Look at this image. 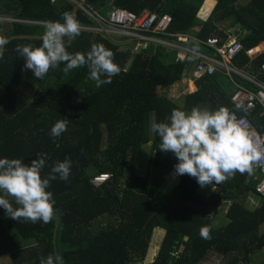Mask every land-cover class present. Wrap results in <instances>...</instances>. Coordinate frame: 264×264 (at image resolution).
I'll return each instance as SVG.
<instances>
[{
  "label": "trees",
  "instance_id": "obj_1",
  "mask_svg": "<svg viewBox=\"0 0 264 264\" xmlns=\"http://www.w3.org/2000/svg\"><path fill=\"white\" fill-rule=\"evenodd\" d=\"M86 1L99 8L111 3V7L137 15H166L171 18L168 32L173 34L205 39L233 32L244 47L233 58V65L264 83L260 69L264 52L253 59L245 53L264 41V0H207L206 11L214 7L203 23L198 15L205 0ZM66 11L80 25L93 24L68 0H0V14L13 13L12 18L23 21L63 23ZM10 26L0 59V159H20L30 165L38 154H46L42 178L57 162L71 160L68 180L57 176L47 189L53 194L54 214L61 222L58 243L63 264L153 260L162 232L157 257L147 264H201L212 252L225 257L222 264H264L253 261L264 250V231L259 233L264 225V198L254 193L257 180L252 172H237L221 184L209 185L213 188L209 197L186 174L177 176V184L167 195L162 193L178 160L171 152L158 149L160 139L152 125L169 122L174 109L190 113L194 107L215 111L223 106L230 110L235 86L222 71L196 79L197 90L185 94L178 104L157 93L159 87H169L184 76L186 63L175 61V50L149 45L132 53L108 38L81 31L75 39L65 38L66 50L86 54L92 44H103L121 68L111 83L98 88L89 78L87 66L65 74L64 64L36 79L31 70L22 71L25 59L15 49L17 45L41 46L44 25L13 22ZM189 43L206 50L200 42ZM235 79L255 89L242 77ZM23 80L35 88L25 93ZM194 88L190 81V89ZM244 115L258 132L264 131L258 110ZM64 119L68 120L67 130L51 137V127ZM147 145L149 169L141 175L142 150ZM100 174L111 178L96 187L92 180ZM250 200L256 205L251 207ZM223 203L227 221L216 228L212 222ZM203 226L210 227L211 239L201 238ZM55 227V218L49 223L17 222L0 207V258L10 255L12 264H40L41 257L56 255Z\"/></svg>",
  "mask_w": 264,
  "mask_h": 264
},
{
  "label": "clouds",
  "instance_id": "obj_2",
  "mask_svg": "<svg viewBox=\"0 0 264 264\" xmlns=\"http://www.w3.org/2000/svg\"><path fill=\"white\" fill-rule=\"evenodd\" d=\"M63 23L48 21L39 47L17 45L15 51L25 59L22 71L31 70L36 79H43L50 69L59 68L68 74L71 70L87 66L89 78L96 87L109 84L121 68L114 62V53L103 44L94 43L86 53H69L65 38L75 39L81 34L79 21L71 12L62 14ZM8 40L0 37V59L4 57V46ZM104 77V78H102ZM169 122L152 125L160 143L158 149L171 152L178 163L174 165L173 177L189 175L201 187L218 185L237 172L251 173L254 163L261 160V152L254 146L249 132L241 126L236 116L226 107L215 111L194 107L190 113L174 109ZM68 120H58L50 130L53 138L67 130ZM30 165L20 159H0V207L6 215L18 221L49 223L54 218L53 194L47 189L50 181H67L70 176L71 160L65 159L52 166L49 175L42 178L46 154H38ZM12 201L18 207H14ZM209 226L200 228L203 239H211ZM40 264H63L59 255L41 257Z\"/></svg>",
  "mask_w": 264,
  "mask_h": 264
},
{
  "label": "built area",
  "instance_id": "obj_3",
  "mask_svg": "<svg viewBox=\"0 0 264 264\" xmlns=\"http://www.w3.org/2000/svg\"><path fill=\"white\" fill-rule=\"evenodd\" d=\"M50 1L57 3L59 0ZM68 1L93 23L92 25H80L83 32H92L114 43L118 41L135 42L145 47L155 45L165 47L166 51L175 50V61L186 63L184 76L190 75L194 81L212 75L216 71H222L227 76V79L235 86L230 94L231 109L229 111L249 132L254 146L261 152V160L258 164H253L252 173L257 180L253 187L254 193L257 197L264 198V131L258 132L244 115L258 110V117L264 120V83L247 73L243 67L233 65V58L244 48L237 35L231 33L226 37L214 35L198 39L190 35L173 34L168 32L171 18L166 15L159 16L150 12L137 15L128 9L114 6L109 14L104 16L99 7L86 0ZM2 21L45 25L43 22L23 21L9 17H1L0 22ZM190 40L205 45L207 51L191 45ZM262 52H264V41L245 49L249 59H253ZM260 69L264 71V64H261ZM236 75L249 81L255 89L238 83L235 79ZM110 178V174H100L93 178L92 184L98 187Z\"/></svg>",
  "mask_w": 264,
  "mask_h": 264
},
{
  "label": "rangeland",
  "instance_id": "obj_4",
  "mask_svg": "<svg viewBox=\"0 0 264 264\" xmlns=\"http://www.w3.org/2000/svg\"><path fill=\"white\" fill-rule=\"evenodd\" d=\"M1 1H3V0H1ZM206 1L207 0L204 1L202 9H201V13L198 15V21L201 23H203L207 19L208 15L211 13V11L214 7L213 5L209 6V8H211V9H209V12L206 11V7H205ZM246 1L247 0H242V3H245ZM111 8H112L111 3H108L105 6L100 8V12L102 13V15L107 16L109 14ZM1 17L11 18L14 16H13V13H8V14H0V18ZM10 24L11 23L7 22V21L0 22V37H4L10 32V30H11ZM231 33H233V32H231ZM115 44L119 45L122 50H126V49L131 50L132 53H135L136 51L141 50V49H145V46H141L135 42L118 41ZM236 76H238V75H236ZM190 81H192L194 83V87H195L194 89H190ZM21 88H22V90H24L25 93H27V92H31L32 89L35 88V85L28 80H23V82L21 84ZM196 89H197V86H196L195 81L191 78L190 75H187V76H183V78L181 80L176 81L175 83H173L169 87H164V86L159 87L157 89V93L159 95L169 96V98L172 99L173 101H176V103L182 104V101H183L185 94L192 93V92L196 91ZM2 93H3V88L0 87V96L2 95ZM149 145H147L142 150V159H141L142 164H141V167L139 168V174H141V175L145 174L147 169H149V166H148V164H149L148 161L150 159V153L148 150ZM173 185H174V183H172V181L169 180V176H168L164 190L165 191L171 190ZM201 191H202L203 195H205L206 197H209L210 195H212L213 188L208 185V186L201 188ZM250 199H251V197H250ZM251 200H250L249 204L251 207H253L256 204L253 203ZM226 221H227V219L225 217V204L223 203L222 206L218 210V215L215 217V219L213 220L212 223L216 228H219L220 226H223ZM263 231H264V225L261 226L259 233H262ZM155 235L156 234L154 232L149 249L154 244ZM163 235H164V232H162V235L160 236L159 245H160V242H161ZM159 245L157 246L156 252L152 253L151 257H153L154 254L155 255L157 254ZM260 260L264 261V250H262L260 253H258L253 258L254 262H257ZM152 261H153L152 259L149 261H146V258H145V260L144 259L143 260H136L134 263L135 264H147V263H150ZM223 261H225V257H221V255H218L217 253L212 252L207 256V258L203 262H201V264H222ZM0 264H12L10 255H5V256L1 257L0 258Z\"/></svg>",
  "mask_w": 264,
  "mask_h": 264
},
{
  "label": "water",
  "instance_id": "obj_5",
  "mask_svg": "<svg viewBox=\"0 0 264 264\" xmlns=\"http://www.w3.org/2000/svg\"><path fill=\"white\" fill-rule=\"evenodd\" d=\"M114 7V6H112ZM54 218L56 220V227H55V233H54V248H55V253L56 255H60V249H59V243H58V239H59V231H60V228H61V222L59 220V218L57 217V215L54 214ZM157 257V254L154 255L153 257V261L156 259Z\"/></svg>",
  "mask_w": 264,
  "mask_h": 264
},
{
  "label": "crops",
  "instance_id": "obj_6",
  "mask_svg": "<svg viewBox=\"0 0 264 264\" xmlns=\"http://www.w3.org/2000/svg\"><path fill=\"white\" fill-rule=\"evenodd\" d=\"M12 18V17H11ZM3 22V21H2ZM246 86V85H245ZM197 90V89H196ZM174 171H171L170 173H169V180L170 181H172V183H174V185H176L177 184V182H178V178H177V176L176 177H173V175H172V173H173ZM167 181V180H166ZM173 185V186H174ZM166 186V182H165V185L163 186V187H165ZM162 187V193H163V195L165 196V195H167V193L169 192V191H171V190H169V191H165L164 190V188ZM225 224H226V222H225ZM224 224V225H225Z\"/></svg>",
  "mask_w": 264,
  "mask_h": 264
}]
</instances>
